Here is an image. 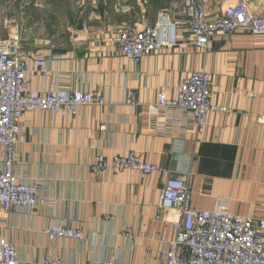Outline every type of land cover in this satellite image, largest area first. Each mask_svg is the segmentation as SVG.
<instances>
[{
	"label": "crops",
	"instance_id": "0c3cea01",
	"mask_svg": "<svg viewBox=\"0 0 264 264\" xmlns=\"http://www.w3.org/2000/svg\"><path fill=\"white\" fill-rule=\"evenodd\" d=\"M180 1L73 0L76 20L67 22L64 35L28 41L18 32L30 52L26 89L67 87L105 98L102 105L80 107L75 116L24 114L14 173L20 181L40 183L38 203L0 212V240L15 245L18 264H42L46 258L62 264H163L174 230L166 214L156 220L155 209L169 176L188 180L196 210L226 202L233 215L264 218V35H216L197 48L177 7L175 46L139 63L117 51L119 29L152 25ZM249 1L256 11L264 8V0ZM198 2L207 19L220 17L226 6V0ZM2 6L13 10L15 23L22 22L20 0H0ZM15 28H0V39ZM37 58L44 59L42 68L35 66ZM196 70L210 73V101L225 112L211 111L198 128L185 111H154L158 93L174 97ZM128 151L164 173L91 172L96 155ZM2 160L0 151V167ZM56 223L82 229L84 238H49L43 230Z\"/></svg>",
	"mask_w": 264,
	"mask_h": 264
},
{
	"label": "built area",
	"instance_id": "2783aa9c",
	"mask_svg": "<svg viewBox=\"0 0 264 264\" xmlns=\"http://www.w3.org/2000/svg\"><path fill=\"white\" fill-rule=\"evenodd\" d=\"M147 3L149 0H142ZM181 7L185 23L197 48H205L216 35H230L245 31L264 35V8L256 11L249 0H226L222 15L207 19L198 0H181L169 13L158 14L152 25L143 29L121 28L115 45L120 55L139 63L143 58L176 44L177 23L174 13ZM0 9V25L4 16ZM30 52L22 46V36L15 32L0 39V212L8 215L15 208H32L38 203V181H20L14 173L15 147L21 131V121L27 112L50 111L62 116H75L82 106L102 105L103 95L96 91H83L55 87L42 92L25 88L27 61ZM35 66L42 68L44 59L37 58ZM154 111L178 109L191 115L198 128L207 123L211 111L225 112L210 101V73L196 70L187 74L174 97L160 92L156 96ZM109 169L113 173L132 170L142 176L164 173L156 164L144 161L136 151H128L110 158L96 155L90 170L98 173ZM166 221L174 230L166 241L163 264H264V218L233 215L228 204L219 202L211 211L191 207V191L185 178L167 177L160 190V202L155 218ZM109 218V217H107ZM49 238L79 241L82 229L64 224H53L43 230ZM0 264H18L15 245L0 240ZM42 264H62L57 258H46ZM102 264H125L105 261Z\"/></svg>",
	"mask_w": 264,
	"mask_h": 264
},
{
	"label": "rangeland",
	"instance_id": "374dc122",
	"mask_svg": "<svg viewBox=\"0 0 264 264\" xmlns=\"http://www.w3.org/2000/svg\"><path fill=\"white\" fill-rule=\"evenodd\" d=\"M22 5L23 18L20 23L15 17L12 9L1 7L7 17L0 25L16 27L14 31L20 32L24 39L30 41L31 37L64 35L67 32V22L76 20V13L72 9L73 0H20ZM70 7V10H68ZM11 18V20H10ZM17 24V26L15 25Z\"/></svg>",
	"mask_w": 264,
	"mask_h": 264
}]
</instances>
